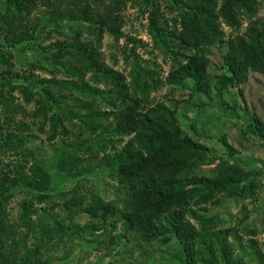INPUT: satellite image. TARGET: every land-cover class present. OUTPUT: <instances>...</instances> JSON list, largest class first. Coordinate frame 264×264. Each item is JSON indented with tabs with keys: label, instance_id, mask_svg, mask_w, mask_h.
Returning <instances> with one entry per match:
<instances>
[{
	"label": "rangeland",
	"instance_id": "obj_1",
	"mask_svg": "<svg viewBox=\"0 0 264 264\" xmlns=\"http://www.w3.org/2000/svg\"><path fill=\"white\" fill-rule=\"evenodd\" d=\"M50 1L56 7L54 18L60 23L36 29L29 38L26 34L24 49H17L10 47L7 39L20 36L23 22L38 15L41 8L47 13L48 8L41 0L24 1L18 8L11 3L5 8L7 1L0 0V59L4 60L0 62V79L5 81L0 103V213L5 221L0 264H180L173 253L175 239L169 232L159 243L141 241L126 231L122 214L127 210L130 189L119 167L124 170L121 163L140 153V147L166 148L176 142L175 137L151 129L142 134L118 133L111 120L108 133L102 132V141H92L99 128L94 133L82 131L75 115L70 113L66 119V114L48 103L39 107L41 86L50 79L75 77L69 70L66 73L34 61L31 49L42 52L61 41L79 43L77 50L67 52L70 65L81 67L90 57L111 69L118 79L121 75L123 80L118 82L128 86L134 73L146 71L148 79L143 74L138 81L139 87H143L144 79L149 83L143 87L147 97L142 99L138 88L133 91L129 87L126 92L129 96L137 94L140 108L161 103L173 112L178 146L185 137L210 149L213 164L206 161L195 173L215 176L217 163L227 159L248 171L263 163L264 145L246 131L243 110L247 108L264 122V74L242 63L245 68L236 79L229 64L235 54L241 52V58L248 52V29H264V0H243L245 4L237 8L231 23L218 11L222 0L209 7L212 18L207 17L204 40L198 43L200 62L205 64L206 78L200 80L203 91L196 90L192 80L167 79L173 69L172 57H163L148 34L152 21L163 32L179 29L174 4L164 0H126L120 5L109 0ZM79 9L81 14L76 13ZM112 30H117L116 36ZM82 74L83 81L105 90V98H111L103 81L92 82L89 71ZM62 91L67 99L61 105L73 112H85L80 106L87 102L108 110L99 99L91 100L69 89ZM105 122L97 121L100 128ZM220 137L229 150L220 143ZM97 200L111 203L115 213L105 219L93 213L92 204ZM214 201L192 206L201 218H213L210 228L227 231L230 264H264V163L252 187L241 186L231 197L217 193ZM190 220L198 230L200 223ZM194 246L191 242L190 249ZM218 254L215 246L216 259L208 264H224Z\"/></svg>",
	"mask_w": 264,
	"mask_h": 264
},
{
	"label": "trees",
	"instance_id": "obj_2",
	"mask_svg": "<svg viewBox=\"0 0 264 264\" xmlns=\"http://www.w3.org/2000/svg\"><path fill=\"white\" fill-rule=\"evenodd\" d=\"M7 8L13 3L18 8L27 0H5ZM114 4H122L126 0H109ZM152 1V0H144ZM167 4H174L179 13V29L175 32H163L158 29L154 21L150 22L147 27L152 41L158 44L163 57L171 55L172 67L167 79L169 81L185 78L192 80L195 89L203 91V85L200 80L206 78L205 64L200 62L198 53L201 48L198 43L204 38V32L207 31L208 18H212L213 10L209 7L216 5L215 0H164ZM243 0H222L219 4L218 11L222 18L231 23L240 5H244ZM18 5V7H16ZM41 5L48 8L47 13L43 9L38 10V15L32 16L31 20L23 22L22 33L20 36L13 37L10 41V47H19L24 49L23 44L27 40V36L32 37L34 30L41 29L46 25L57 26L60 19L54 18L56 15V7L51 4L50 0H41ZM209 8V10H208ZM22 8V13L25 11ZM111 9V8H110ZM19 9L18 11H20ZM43 12L46 13L43 15ZM21 13V12H20ZM77 14L82 13V9L76 11ZM1 17V16H0ZM75 17V15H74ZM73 15L69 16L72 19ZM4 21L6 18H3ZM262 25H264L262 23ZM30 31H27L29 30ZM117 30H112L114 36ZM27 34V36H25ZM249 35L248 52L241 56L240 53L234 55L229 64L234 77L241 73L245 68V63L250 64L256 70H261L264 74V29H255L251 27L247 31ZM79 43H67L65 41L58 42L57 45L46 47L40 52L37 49H31L32 56L35 57L39 64H46L53 67H59L62 71L68 73L70 71L75 79H50L48 84L41 86L40 91L43 93L39 102V107L43 108L48 105L53 106L55 110L66 115L76 116V125L83 131L94 133L99 128L97 135L92 141H102L103 131L108 133V127L111 125L118 133H130L137 131L139 134L149 129L161 130L163 136L175 137L176 142L169 143L166 148H144L140 147V153H136L129 161L121 163L125 165L121 168L125 183L130 189V199L127 201V210L122 214L126 231L133 233L136 237L144 242L158 240L164 242L167 232L174 240L173 253L176 262L180 264H208L216 259L214 255V247H218L219 256L224 264H230L229 244L226 241L225 234L227 231L216 230L210 228L214 221L212 217L201 218L194 210V206L200 204H210L215 202L217 193L223 192L228 197L236 195L240 192L241 186L252 187L257 182L263 163L260 161L257 165L247 170L238 167L236 163L227 160L219 161L216 165L215 176H203L195 173L200 165L207 161L213 164L214 158L203 144L194 140L182 139V145L178 146V128L176 126L173 112L161 103H157L153 108H140L141 99L137 94L129 96L127 88H137L142 94V99L147 97L143 91L146 89L147 80L144 79L143 87H139V76L144 74V78L148 79L146 71H138L133 74V80L130 86L118 81L123 80L120 75L119 79L114 72L102 65L96 60L88 57L85 62L79 66L70 65L68 51L77 50ZM246 50L244 49L243 52ZM188 53V54H187ZM1 54V53H0ZM245 58L243 59V57ZM246 56L248 58L246 59ZM34 59V58H33ZM181 59V60H180ZM0 62L4 63L3 59ZM244 63V65L242 64ZM73 66V67H72ZM83 71L90 72V79L97 83L103 81L104 87L109 86L112 93L111 98H105V90H99L96 86H90L83 81ZM81 72V73H80ZM242 74V73H241ZM2 79V81H1ZM0 79V103L2 102V89L4 87V79ZM45 82L46 80H42ZM237 82V80H236ZM63 89H69L72 92L79 93L91 100L96 98L102 104H106L108 110H100L99 107L93 106L92 102L82 104L80 107L86 111L83 113L73 112L68 107L62 106L67 97ZM67 91V90H65ZM144 93V94H143ZM243 100V96L238 93ZM105 99V100H103ZM146 103H144L145 105ZM143 106V105H142ZM243 112L247 115L246 131H249L253 137L257 138L260 144L264 145V122L256 119L250 111L245 108ZM250 113V114H249ZM158 115V116H157ZM108 116H112L108 119ZM106 120L103 128H100V121ZM97 121L99 123H97ZM53 126V124H52ZM220 143L226 148L230 146L225 142L223 137L219 138ZM176 143V144H175ZM264 147V146H263ZM143 151V152H142ZM231 157V156H228ZM115 164V163H114ZM247 171V173H246ZM93 213H97L102 219L110 218L115 213L114 206L109 202L97 200L92 204ZM202 209V207H201ZM204 209V207H203ZM4 216L0 213V235L3 230ZM190 218L196 219L200 223L198 230ZM195 244L190 249V245ZM180 245V247H178ZM252 243H250V246ZM177 246V247H176ZM190 249V250H189ZM259 259L263 257L259 254ZM209 261V262H208Z\"/></svg>",
	"mask_w": 264,
	"mask_h": 264
}]
</instances>
